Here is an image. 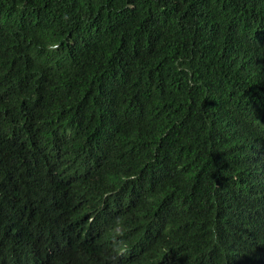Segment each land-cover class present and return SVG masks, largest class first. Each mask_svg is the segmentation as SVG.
<instances>
[{
    "label": "trees",
    "instance_id": "trees-1",
    "mask_svg": "<svg viewBox=\"0 0 264 264\" xmlns=\"http://www.w3.org/2000/svg\"><path fill=\"white\" fill-rule=\"evenodd\" d=\"M0 264H264V0H0Z\"/></svg>",
    "mask_w": 264,
    "mask_h": 264
},
{
    "label": "clouds",
    "instance_id": "clouds-1",
    "mask_svg": "<svg viewBox=\"0 0 264 264\" xmlns=\"http://www.w3.org/2000/svg\"><path fill=\"white\" fill-rule=\"evenodd\" d=\"M66 19H67V17H66ZM57 48H59V44L58 43H54V44H52V45H50V49L51 50H55V49H57ZM125 248H126V245L124 246V247H122L121 248V253L125 250Z\"/></svg>",
    "mask_w": 264,
    "mask_h": 264
}]
</instances>
